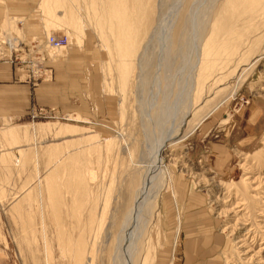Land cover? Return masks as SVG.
Wrapping results in <instances>:
<instances>
[{"label":"rangeland","instance_id":"1","mask_svg":"<svg viewBox=\"0 0 264 264\" xmlns=\"http://www.w3.org/2000/svg\"><path fill=\"white\" fill-rule=\"evenodd\" d=\"M30 1L32 15L40 22V31L37 35L28 36L22 31L23 19L6 15L2 21L4 23L8 20L11 25L5 24L0 28V40L6 41L5 36L9 35L14 41L13 46L8 41L0 42V61L13 60L23 81L48 80L51 78V71L47 64L67 55L72 47L78 49L85 42L84 39L88 38L92 48L98 52V56L92 57L87 65V68H93L95 72V83L93 86L85 83L80 89V95L83 96V93L87 98V91L89 97L100 98L104 113L98 116L99 107L91 98L83 101L84 106L79 105V100L75 99L77 107L74 112L61 111L56 106L41 107L24 118L5 121L0 126V178L6 194L3 199L7 201L0 211V239L7 247L1 248L5 251L8 264H85L82 260L88 248H92L94 252L93 264H110L118 253L116 251H119L118 235L122 231L120 227L124 218V204L129 200L128 184L133 179V174H138L139 180L141 179L145 160L141 152L143 149L147 152L150 148L148 138L143 136L147 128L144 130L142 123L144 126L145 123L149 124V135L152 129L156 130L151 117L154 115L155 118V113L161 109L163 102L172 101V105L168 103V109L172 108L177 114L185 108V100L180 101L182 94L178 95L183 86L181 83L184 82V74L179 71L166 89L161 90V81L144 86L143 95L136 91L137 88L134 90L133 84L128 81L122 94L118 84V66L115 64L118 60L114 56V47L113 50L111 47L112 39H106V36L104 39L106 28L100 27L102 34L99 29L94 28V16L88 15L85 8L89 0L87 3L84 0H61V6L57 8V15L61 20L57 21L52 20L53 16L50 18V6H47V10H44L46 7H41L42 0ZM149 1L155 6H160V2H163L166 11L162 14V22L165 25L168 23L167 27L187 3L192 8L205 6L204 22L216 17L224 4L223 0H211L212 3L207 5L205 3L208 0H196L192 3L189 0ZM51 9L56 12L55 7ZM50 31L52 32L49 34ZM62 34L70 38V44L65 48L53 49L46 44L49 35ZM262 46H259V52ZM32 61L37 64L34 65ZM263 71L264 55L244 72L240 80L228 79L223 82L225 85L219 87L220 92L207 93L211 94H206L209 100L202 105L198 114L200 118L204 117L199 126L209 124V130L204 131L198 126L185 139L172 142L166 148L168 150L165 149L163 164L168 176L163 183L167 181V184L156 195L151 214L143 219V223L140 222L145 224L140 229L134 264H139L144 256L146 264H155L156 258L161 257L168 244L165 264H185L182 260L183 231L180 230L185 204L171 191L172 185L179 184L178 181L182 182L183 178L187 183V193L196 192L203 200L199 207L202 211V226L194 228L198 231L197 234L190 235L200 245L195 262L215 258L219 264H264V144L261 143L264 139V119L261 120L262 124H258L260 128L245 125L242 127L243 132L237 134L240 123L250 119V102L256 98L264 107V90H260L264 87ZM93 91L94 95L91 94ZM139 98L142 99L139 101ZM78 105L84 109V115L79 114L83 110L78 109ZM214 107L216 108L213 109ZM90 110L94 111L93 115L88 114ZM138 110L140 113H136ZM204 110L210 111L206 118L202 113ZM170 118L166 120L168 123H165L164 128L175 123ZM85 119L93 123H86ZM31 125L35 126V130ZM40 125L44 129H40ZM61 126H74L77 131L72 135H55V130ZM7 127H12L13 130ZM177 130L176 128L175 131ZM11 131L14 137H7ZM93 134L98 138L92 139ZM242 135L252 138L247 144H239ZM87 137L91 139L85 140ZM215 141L225 142L231 148L229 151L232 156L225 166H216L207 161L210 144ZM141 142L143 149L141 147L140 150ZM14 147L21 150L16 153V150L13 151ZM132 147L135 148V153ZM127 148L131 149V156ZM215 149L216 146L214 151ZM61 156L66 158V168L63 170L55 168ZM241 164L245 166H240ZM246 176H250V179H245ZM53 184L58 185L59 191L57 195L48 198L47 189ZM175 189L177 191V184ZM182 192L183 190L180 199ZM169 195L171 204L168 206L170 202L167 203L164 197ZM171 211L175 225L167 236L164 222L167 225L165 219ZM187 226L190 230L191 226ZM215 235L220 236L222 241L218 247H211L206 240ZM242 239L245 241L243 246L239 241ZM79 247L83 252L82 260L78 262Z\"/></svg>","mask_w":264,"mask_h":264},{"label":"bare ground","instance_id":"2","mask_svg":"<svg viewBox=\"0 0 264 264\" xmlns=\"http://www.w3.org/2000/svg\"><path fill=\"white\" fill-rule=\"evenodd\" d=\"M60 1L61 0H42L41 7H46L44 10H47V6H50V12H47L50 14V18L53 16V21L60 19L57 15L59 12L57 8L61 6ZM87 1L88 0H84L85 3H87ZM194 1L196 0H189L190 3ZM142 2L143 0H89L87 7H85L87 8L88 15L91 14L94 16L92 17L95 25L94 28H97V30L99 29V31L102 27L106 28L107 31H105L106 35H104V39L105 36L106 39L107 37L112 39L113 46L111 47L112 50L114 47V56L117 57L118 60L115 64L118 66V84L122 94L128 85V81L130 84H133L132 87H134V90L137 88L136 91L138 90L139 94L142 93L143 95L144 86L148 87L153 82L157 83L161 81L162 84L159 83L161 90L162 88L166 89L179 71H182L184 74L183 84L180 82L181 85L184 86V89L183 86L182 88L180 87L181 90L178 88L180 90L178 95L182 94L180 101L183 102L185 100V108L183 110L181 109L180 113L177 114V112L172 111V108L168 109V103L172 101L168 103L163 102L161 109L155 113V118H153L154 115L151 117V120L154 119V122H152L156 124V128L153 124V128L156 130H154V132L152 129V132H150L151 135L150 133L148 135L149 124L145 123L144 126V123H142V126L145 127L144 130L147 128V132H144L146 134L143 136L148 138V145L150 148L147 149L148 151L146 152L142 147V142L140 143V150L141 147L143 149L141 152L142 157L145 159L143 163L144 166L142 167L143 175H140L141 179L139 180L140 177L138 174H133V179H131L128 184L129 188L127 191L129 200L125 202L124 213L122 214L124 218L122 227H120V230H122L120 233L121 235H118L120 236L118 241L119 247H117L119 251H116L118 253L115 252L116 255H114L115 257L113 256V259L111 258L110 264H134V258L138 249L136 246L139 243L138 238L141 233L140 229H142L145 224L142 225L140 222L142 221L143 223V219L151 214L156 195L160 191V188L167 184V181L163 183L168 176L163 164L165 149L169 147L172 142L176 143L185 139L199 126L204 117L200 118L198 111L202 105L209 100L208 97L212 93H217L221 89L219 87L225 85V83L223 84L224 81L228 79L232 81L240 80L244 72L251 68L259 59L261 60V56L264 55V0H223L222 3L224 4L222 5V11L213 19L211 17L207 22L203 21V9H206L204 5L203 7L192 8L189 6V3H187L186 6L183 7L184 9L182 8L183 10L181 9L180 12H177L178 14L174 21L170 19V21L173 22L169 24L168 27V23L165 25V22H162V14L166 11V8H163V2H160V6H155L152 2L150 3L149 0H146L145 3ZM212 2L208 0L205 5ZM203 3L204 2H202V4ZM94 6L96 8H93ZM51 7H55L56 12H53ZM193 14L195 15L193 16ZM73 19L74 17H72V20ZM97 20H99V22ZM5 24L11 25V22L7 20L3 23V25ZM99 31L96 32L99 34ZM102 31H100V33ZM51 32L52 31H50L49 34ZM4 40L8 41L9 44L13 46L14 40L12 37L6 35ZM6 41L0 40L1 43H6ZM259 44L263 45L260 52L258 50ZM43 70L45 71V69ZM133 73H135L134 78H132ZM262 76L264 78V71ZM132 79H136V81L133 82L134 80ZM209 83H212V85ZM156 87H158V85ZM177 87L178 86H176V90ZM260 90H264V87ZM209 92H211V94H207ZM203 94L205 96H203ZM141 99L142 98H139V101ZM174 99L171 98V100ZM170 105H172V103ZM174 106L176 107L177 105L174 103ZM183 107L184 106H182V108ZM215 108L216 107L213 109ZM136 113H140V110L136 111ZM202 113L205 114L206 118L210 111L205 112L204 110ZM123 114L124 110L121 112L122 116ZM147 117L146 119H148ZM168 117H171L170 119H173L175 123L170 121L173 124L164 128L165 123H168L166 121ZM41 125L46 126V124ZM41 125L39 128L44 129ZM180 125L184 127H179ZM31 126L35 130V126ZM73 127H58L59 129L55 130L54 134L57 136L72 135L77 131V129ZM176 128L178 129L177 131H175ZM9 133L10 132L6 135L7 137H14L12 131L10 134ZM153 134H155V136L152 140ZM91 138L94 139L98 137L93 134ZM91 138L87 137L84 139L89 140ZM261 143L264 144V139ZM135 147V152H137V146ZM134 149L135 148L132 147V151ZM130 150L128 149V151ZM132 151H130L129 155ZM135 152L133 151V153ZM69 155L72 154L69 153ZM129 155L128 157L131 156ZM58 159L55 168L59 170L65 169L66 164L64 163L66 158L61 156ZM242 165L243 164L240 166ZM127 168H129V166ZM51 174L54 176L53 172H51ZM170 176L171 174H169V177ZM48 177L49 175H47V178ZM38 179L40 180V176ZM245 179L249 180L250 176H246ZM199 180L201 179L199 178ZM242 180H244V178ZM178 182L179 184L175 183L177 184V191L181 192L183 190V185L180 181ZM175 184L171 187V191L173 190L172 192L176 191ZM58 191V185H50L47 189L48 198L57 195ZM239 241L242 242L241 245L243 246V243H245L244 239ZM114 248L116 247L114 246ZM113 251L114 249L112 252ZM77 252V261L79 262V260H82V248L79 247ZM85 253L86 256L82 261H85V264H93L94 252L92 248H88ZM146 262L147 259L144 256L141 258L139 264H146Z\"/></svg>","mask_w":264,"mask_h":264},{"label":"crops","instance_id":"3","mask_svg":"<svg viewBox=\"0 0 264 264\" xmlns=\"http://www.w3.org/2000/svg\"><path fill=\"white\" fill-rule=\"evenodd\" d=\"M32 12L33 7L31 6L30 0H0V28L3 26L2 20L4 17L6 15H11L24 20V23H22L23 33H26L28 36L37 35L40 31L38 29L40 22L34 19ZM20 23L21 22L19 21L18 25H20ZM84 40L85 42L83 41L81 47L78 46V49L72 47L67 55L58 58L55 62L47 64V67H49L51 71V78L48 80L33 81L32 79H29L28 81H23L21 80L17 65L13 63V60L0 61V126L5 121H17L24 118L33 110L38 111L41 107L49 108L56 106V108L61 111L73 110L72 112H74L76 111L74 109L77 107V104L74 101L77 99L79 100V105L84 106L83 101H88L91 98L95 105L99 107L97 108L98 116L104 113V110L102 109V100L100 98L93 99V97H89V92H85V90L83 92H85V95L88 97L85 98L83 93V96L80 95V89L81 87H84L85 83H88L91 86L95 83V72L93 71V68H87V65L91 61L92 57L98 56L97 50L92 48L91 41L88 38H85ZM88 71H90L89 77L87 73ZM94 93V91L91 92L93 95ZM254 99L250 102L251 104L248 108L250 116H247H249L250 119H245V121L240 123L241 126L239 127L237 134H241V132H243L242 127L245 125H252L255 126V128H260L258 127V124H262L261 120L264 119V107H262L260 101H258V105L256 98ZM79 105L78 109L83 110L79 114L84 115L85 111ZM89 113L93 115L94 111L90 110L88 114ZM86 121V123H93L92 121ZM209 126V124H202V127H199H201L204 131H208ZM7 128L13 129L12 127ZM244 135L240 136L239 139L241 140L239 144H247L250 138H252ZM214 146H216L217 149H215V151ZM229 149L231 148H229V145L225 142H211L209 153L206 157L207 161L216 166H225L232 156ZM14 150H16V147H14L13 151ZM17 151L18 150H16V153ZM181 183L183 185L181 199L179 198L181 194L180 191H175V195L180 202L185 204V211L183 212V218L181 219L180 224V230L183 231L182 260L185 264H219L215 258L207 261L195 262V256L200 251V245L198 244V241L193 240V237H190V235H192V233L197 234L198 231H195L194 228L198 229L202 226V211L199 210V207L201 206L203 200L196 192L190 193L188 191L187 193V183L184 178ZM3 187L4 185L2 184L0 178V211H2L3 206L7 203V201L3 199V196H6ZM164 200L167 203L170 202L171 196L169 195V197H164ZM170 204L171 202L168 206ZM169 213L170 214L165 219L167 220V225L164 222L167 236L170 235V232L175 225L172 211ZM187 225L191 226L190 230ZM220 241H222L221 237L215 235L212 238H207L206 243L211 244V247H218ZM1 247L7 246L3 244L0 239V264H8L5 251ZM167 249L169 250V244L164 247L161 257L156 258L155 264H165Z\"/></svg>","mask_w":264,"mask_h":264},{"label":"built area","instance_id":"4","mask_svg":"<svg viewBox=\"0 0 264 264\" xmlns=\"http://www.w3.org/2000/svg\"><path fill=\"white\" fill-rule=\"evenodd\" d=\"M46 44L53 49H63L66 47L67 44H70V38L66 34L57 35V36L49 35L46 38ZM32 62L34 65L37 64V62L34 61Z\"/></svg>","mask_w":264,"mask_h":264}]
</instances>
